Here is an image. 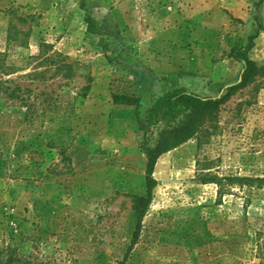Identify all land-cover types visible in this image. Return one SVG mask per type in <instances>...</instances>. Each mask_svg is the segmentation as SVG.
<instances>
[{"label": "rangeland", "instance_id": "rangeland-1", "mask_svg": "<svg viewBox=\"0 0 264 264\" xmlns=\"http://www.w3.org/2000/svg\"><path fill=\"white\" fill-rule=\"evenodd\" d=\"M259 1L0 0V83L29 87L33 114L1 87L0 264H264ZM255 34L245 55L260 74L214 128L158 157L138 225L139 122L174 87L224 94L242 69L230 39Z\"/></svg>", "mask_w": 264, "mask_h": 264}, {"label": "trees", "instance_id": "trees-1", "mask_svg": "<svg viewBox=\"0 0 264 264\" xmlns=\"http://www.w3.org/2000/svg\"><path fill=\"white\" fill-rule=\"evenodd\" d=\"M262 1L264 0H260L257 4ZM87 23L90 25L91 20L88 19ZM261 27L263 26H260V30H264V27ZM255 36L256 34L248 37L245 44L238 38L230 39L232 41L230 44L232 57L242 64V69L239 82L226 87L224 94L215 97L201 96L185 87H174L159 95L147 109L144 121L139 122L143 131L141 147L147 158L145 170L146 190L145 195H134L132 197L138 225L149 204L151 190L155 185L152 172L158 157L187 140L195 138L202 130L207 131L210 127L214 128L220 105L238 89L252 82L260 74L262 68L245 55ZM2 56L0 54V71L6 67ZM64 65H58V67H64ZM9 70H12L10 66ZM31 75L35 77L36 74L31 73L27 76ZM1 87H3L7 98L18 100L19 104L26 107L24 120L32 119L33 114H30L31 106L26 95V93L31 92V89L25 86L22 87L19 83L6 87L0 83V90H2ZM113 99L118 104L134 105L136 109L140 104V100L133 96L115 94ZM255 180L259 181L257 178ZM239 181H252V178L242 177L239 178ZM124 261L125 259L119 264H124Z\"/></svg>", "mask_w": 264, "mask_h": 264}]
</instances>
